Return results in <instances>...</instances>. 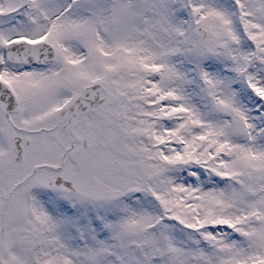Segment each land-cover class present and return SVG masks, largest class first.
<instances>
[{"label":"snow or ice","instance_id":"1","mask_svg":"<svg viewBox=\"0 0 264 264\" xmlns=\"http://www.w3.org/2000/svg\"><path fill=\"white\" fill-rule=\"evenodd\" d=\"M0 264H264V0H0Z\"/></svg>","mask_w":264,"mask_h":264}]
</instances>
